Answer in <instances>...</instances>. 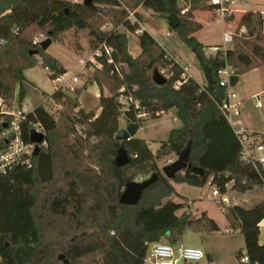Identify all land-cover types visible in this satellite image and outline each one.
<instances>
[{"label": "trees", "instance_id": "obj_1", "mask_svg": "<svg viewBox=\"0 0 264 264\" xmlns=\"http://www.w3.org/2000/svg\"><path fill=\"white\" fill-rule=\"evenodd\" d=\"M207 1L183 0L182 6L179 0H94L86 6L81 0H0V99L8 105L15 100L16 89L17 101H22L27 69L41 65L51 80L67 72L60 60L39 47L42 40L59 42L60 35L70 29H87L92 50L103 43L113 48L110 57L96 58L100 68L87 76L86 82H95L100 90L94 108L81 107L80 91L57 87L51 94L43 92L61 107L57 117L40 103L22 120L25 142H30L35 128L43 132L44 139L38 152L30 156V167L19 164L0 173V264H66V255L59 258L62 246L92 236L105 245L100 264H146L151 243L162 239L177 243L188 227L198 232L219 230L206 212L197 217L185 211L178 215L188 201L183 196L179 202L171 199L177 194L173 183L224 191L233 181L231 189L239 193L263 187L264 167L258 166L257 171L240 159L236 135L219 110L225 88L219 84L218 70L227 63L240 77L264 65V16L259 10L227 15L225 26L236 21L237 28H246L250 40L234 43L225 53L206 56L208 46L195 36L202 23L195 20L194 12L212 11ZM138 8L165 18L178 16L173 31L193 52L203 84L187 75L175 88L173 83L184 68L146 30L137 34L139 54L129 52L128 34L118 27L135 33L140 26L130 22L128 10ZM182 9H186L183 14ZM135 14L142 22L141 14ZM105 23L112 27L102 30ZM31 50L38 53L31 54ZM164 68L170 76L158 85L152 74ZM120 95L132 97L138 108L130 102L123 110ZM170 109H175L182 126L171 129L154 152L145 139H115L121 115L126 123L140 126ZM188 143V162L204 174L183 169L172 179L166 178L158 162L170 155L178 157ZM119 147L129 156L123 166L114 161ZM152 174L155 181L142 191L136 204L119 202L127 181ZM224 215L230 228L239 230L244 239V248L235 252V264L242 256L251 264H264V242H259L264 200L252 207L226 205Z\"/></svg>", "mask_w": 264, "mask_h": 264}, {"label": "rangeland", "instance_id": "obj_2", "mask_svg": "<svg viewBox=\"0 0 264 264\" xmlns=\"http://www.w3.org/2000/svg\"><path fill=\"white\" fill-rule=\"evenodd\" d=\"M256 0H249L244 2L243 5L245 10H254L255 8H260L258 4H255ZM260 3L262 0H257ZM180 5L183 6V2L180 1ZM264 9V7H261ZM131 11H136V9H129ZM139 13V12H138ZM144 16V26L141 27L151 34L155 40H161L165 37L167 32H170V37L168 38V48L175 55L176 60L181 63L183 67L192 72L200 81L203 83L204 78L200 71L198 62L190 50V48L183 43L178 34L169 28L167 20L165 17L152 15L148 10H141ZM239 15V13L237 14ZM142 16V15H141ZM142 16V18H143ZM264 16V15H263ZM196 20L203 24L202 29L199 30L195 36L204 45H221L222 44V33L223 30H228L233 35V42L229 45L231 47L234 43H240L243 39L249 41V37L246 36L247 30L245 27L237 28L236 21L228 23L226 26L219 19H215L208 10H201L196 14ZM143 21V20H142ZM112 26L110 24H103L102 30H109ZM119 31H124V28L118 27ZM264 31V26H263ZM129 38V50L131 53H135L136 48L139 46L138 37L136 33L127 32ZM60 41H54L48 47V51L53 54L60 62L66 66L69 70L68 74L63 79V82L72 80V78L80 72L81 59H85V69L82 71L86 77L94 70L95 67L89 68L91 62L88 60L92 54V49L89 46V35L87 29L78 30L70 29L60 35ZM43 36L37 37L41 39ZM135 47V48H134ZM81 74V75H82ZM26 77L36 83L43 90L52 92L55 83L51 80L47 74V70L41 65H36L25 71ZM80 75V74H79ZM201 76V77H200ZM30 84L26 83V88ZM261 86L264 88V65L255 68L242 76L239 77L238 82L234 86V91L237 93L238 98L248 97L252 102H256L254 97H250L251 94L255 93ZM29 89V88H28ZM94 85L88 84V86L82 90L80 95V101L85 107L94 108L97 105V101L94 98ZM30 90V89H29ZM27 90L25 107L26 111H31L33 105H36L40 92ZM17 91V89H16ZM74 91H77L74 89ZM72 91V92H74ZM71 92V93H72ZM260 101L262 103L261 108L254 109V122L260 131H264V94H262ZM45 107L57 117L61 111V107L52 100L44 102ZM182 126L181 121L176 117L175 109H170L160 117L155 119H148L141 123L137 132L135 133V138L146 139L149 143L151 150L154 152L160 145V142L166 140L169 131L174 128H179ZM124 125L120 126V129ZM243 128L244 125H243ZM246 129V128H245ZM264 136V133H256ZM177 157L167 156L162 158L158 165L162 168L167 165ZM149 177V176H148ZM147 177V178H148ZM144 178L137 177L135 181H142ZM213 187L205 185L203 187H194L184 184L181 193L183 197L190 200L191 203H186V209L178 213L180 215L183 211L191 214L192 217L199 216L202 212H206L207 215L214 219L217 223L219 230L210 232H198L192 228H186L182 239V242L187 247L200 248L204 252L203 259L198 264H235L236 257L235 252L244 248V239L239 230H233L230 228L225 215V206L217 204L210 196L206 195L211 191ZM171 199L175 201H181L182 196L176 191ZM264 197L263 187H255L245 193H239L237 191H232L230 193V203L238 204L244 207H252L257 204ZM160 242H168L166 239H162ZM259 242H264V220L260 224V235ZM105 245L99 240L98 237L92 236L87 238H79L72 242L71 244H66L62 246L63 252L61 254L66 255L70 260L86 263V264H100L102 258V252Z\"/></svg>", "mask_w": 264, "mask_h": 264}, {"label": "built area", "instance_id": "obj_3", "mask_svg": "<svg viewBox=\"0 0 264 264\" xmlns=\"http://www.w3.org/2000/svg\"><path fill=\"white\" fill-rule=\"evenodd\" d=\"M77 2L79 0H71ZM208 4L212 6L215 19H219L223 26L227 15L236 11V0H208ZM186 9L181 10V14ZM128 19L131 23H137L140 28L136 30V34L140 33L143 29L142 23L136 17L135 11L128 10ZM170 36V32L165 34V37L161 40H156L158 47L163 50L170 59L175 60V56L169 50L166 45L167 38ZM233 42V35L228 30H223L222 44L208 46L204 49L206 56H214L218 52L225 53L229 45ZM34 44H38L34 41ZM113 48L106 44H101L95 50H92V54L89 57L91 62L90 68H100V64L96 58L102 55L108 57L111 56ZM39 63L41 58L38 57ZM183 67V66H182ZM180 79L173 83L175 88H178L187 78L186 68ZM85 69V63L81 68V73ZM119 70V69H117ZM165 78L170 76L167 68L158 70ZM84 72V71H83ZM219 84L225 88V98L219 104V110L224 116L228 124L233 129L238 143L240 145V159L246 164L252 165L257 171L258 166H264V136L252 132H248L242 126H240V117L242 113L241 100L238 98L237 93L234 91V86L230 83V78L235 74V69L225 64L220 70H218ZM76 76L73 80H76ZM63 88H67L63 86ZM70 89V88H69ZM73 91V89H70ZM119 101L123 105V110L128 106V103H134L135 108H138V103L133 100L132 97L120 95ZM28 111L25 109V104H17L14 100L11 105L4 103L0 99V173H5L15 165H25L30 167V156L34 153V144L31 142H25L22 138L20 124L25 118ZM139 116L146 117V113H140ZM8 119V120H7ZM119 130L120 126L126 125V122L121 115L118 118ZM35 130L40 131L38 128ZM233 181L225 185V190L222 191L218 187H213L208 192L210 196L217 204L229 205L230 193ZM264 189V185H263ZM233 191V190H232ZM191 203L190 200L188 204ZM204 252L200 248L187 247L182 242L169 243V242H155L148 245L147 255L145 258L146 264H198L204 257ZM239 264H251L247 256H242L239 259Z\"/></svg>", "mask_w": 264, "mask_h": 264}, {"label": "water", "instance_id": "obj_4", "mask_svg": "<svg viewBox=\"0 0 264 264\" xmlns=\"http://www.w3.org/2000/svg\"><path fill=\"white\" fill-rule=\"evenodd\" d=\"M82 3L86 6H92L94 0H81ZM166 20L168 22L169 27L174 30L178 24V16L175 14L168 15L166 17ZM52 43L51 38H46L45 40H42L39 44V47L42 50H47V48ZM31 54H37V50H31ZM153 80L156 84H164L166 82V78L158 71L154 70L152 74ZM239 77L236 75L231 76L230 83L232 86H235L238 82ZM139 128L138 123H126L125 127L118 130V132L115 135V139L117 141H123L128 140L132 137H134L135 133L137 132ZM44 139L43 132L37 131L35 129L31 130L30 132V142L33 143L34 146V154H36L39 150V143L42 142ZM190 151V144L188 143L184 149L180 152L177 159L173 162L164 165L161 168L162 173L165 175L166 178L172 179L175 174L179 171H182L183 169H190L191 173L203 175L204 172L200 167L192 166L188 162V156ZM114 161L117 166H123L129 162V156L126 152V150L123 147H119L116 156L114 158ZM156 179L155 174H152L148 178L142 180V181H127L124 185L123 191L120 194L119 202L122 204H128V205H134L136 204L139 199L141 198L142 191L148 187L150 184H152ZM184 221L183 219L181 220ZM60 259L64 258V254L59 255ZM64 262L68 264V259H64Z\"/></svg>", "mask_w": 264, "mask_h": 264}, {"label": "crops", "instance_id": "obj_5", "mask_svg": "<svg viewBox=\"0 0 264 264\" xmlns=\"http://www.w3.org/2000/svg\"><path fill=\"white\" fill-rule=\"evenodd\" d=\"M180 1L181 2H183V0H179V3H180ZM249 0H236V5H235V8H236V11L234 12L235 13V15L236 16H239L242 12H244V11H246L245 9H244V6L245 5H243V3L244 2H248ZM259 2H260V0H259ZM254 3L255 4H258L259 6H260V8H255L254 10H259V11H261V13L264 15V9L263 8H261V7H264V0H262L260 3H258V1L256 0V1H254ZM141 8H138V9H136V11L135 12H139L142 16H143V14L141 13ZM151 12V11H150ZM198 12H201V10H197V11H195L194 12V17H195V20H196V14L198 13ZM208 13L209 14H211L213 17H214V13H213V11H211V10H208ZM239 13V15H237ZM151 14H152V12H151ZM153 15V14H152ZM144 16H143V21L141 22L142 23V25L144 26ZM199 22V21H198ZM168 23V22H167ZM169 26V25H168ZM202 26H203V24H202ZM224 27V26H223ZM170 28V27H169ZM225 28V27H224ZM171 29V28H170ZM225 30V29H224ZM120 32H128V31H126L125 29H124V31H120ZM170 37V36H169ZM168 37V38H169ZM168 38H167V42H168ZM52 42H54V41H52ZM166 42V45H167V47H169L168 46V43ZM201 42V41H200ZM202 43V42H201ZM52 44V43H51ZM203 44V43H202ZM205 46H207V45H205ZM129 48V47H128ZM135 48V47H134ZM48 53H50L49 51H48V48H47V50H46ZM171 51V50H170ZM129 52L131 53V51L129 50ZM139 52H140V47L138 46L137 48H136V51H135V53H131L133 56H137L138 54H139ZM173 53V52H172ZM51 54V53H50ZM52 56H54L53 54H51ZM174 55V54H173ZM175 56V55H174ZM55 57V56H54ZM176 58V57H175ZM84 62H85V59L83 58V59H81V66H80V69L82 68V66H83V64H84ZM178 63L181 65V63L178 61ZM64 66V65H63ZM182 66V65H181ZM261 66V65H260ZM65 68H66V70H67V72L64 74V75H62L60 78H58V79H55L54 80V82L55 83H57V84H55V86H54V89H53V91L55 90V88H57V87H63V86H66L67 88H70V89H76L77 91H80V93H79V96H78V99H79V102H80V105H81V107L82 108H84L85 110H90V108L89 107H85L84 105H83V103L80 101V95H81V93H82V90L83 89H85L87 86H88V84H93L94 85V89H93V91H94V98L96 99V101L98 102V98H99V94H100V90H99V87H98V85L95 83V82H86L87 81V77L84 75V74H82L81 73V70H80V72H78L77 73V75H75L76 76V80H73V78H72V80H69V81H67V82H63V79L65 78V76L68 74V72H69V70H68V68L66 67V66H64ZM258 68H259V66H258ZM186 72H187V74H189L191 77H193L199 84H203L201 81H200V78L198 79V77H196L192 72H190L189 70H187L186 69ZM47 74H48V71H47ZM80 74V75H79ZM82 74V75H81ZM24 75H25V72H24ZM25 77H26V75H25ZM201 77V76H200ZM26 79H27V81H28V84H30V86L26 89V92H25V95L23 96V99H22V101H17V92L18 91H16L15 92V94H16V97H15V101H16V103L17 104H21V103H24L25 104V107L27 106V102H26V95H27V90H29L30 91V93H33L32 91H39L40 92V94H39V97L38 98H40V99H38V103L37 104H40V103H46L49 99L48 98H46L44 95H43V92H45V93H47V94H51L52 92H48V91H46V90H43L41 87H39L36 83H34V82H32V81H30L27 77H26ZM106 93V92H105ZM262 94H264V88L261 86V89H259L258 91H256L255 93H253V94H251L250 95V97H254L255 99H256V102H252L251 101V99L250 98H248V97H242V98H239L240 100H241V104H242V113H241V117H240V126H242L243 127V125H244V127L246 128H244L245 130H247L248 132H252V133H264V131H260L259 129H258V127L255 125V122H254V120H253V118H254V115L252 114V113H254V109H256V108H261L262 107V103H261V101H260V98H261V96H262ZM36 104V105H37ZM36 105H33V108L36 106ZM92 109V108H91ZM33 110V109H32ZM99 111H100V109H98L97 110V112H96V114H98L99 113ZM140 127V126H139ZM146 140V139H145ZM264 167V166H263ZM173 185H174V188H175V190L179 193V194H181L182 196H184L182 193H181V191H182V187H183V185L184 184H177V183H173ZM255 187H257V188H259L258 186H255ZM254 187V188H255ZM253 188V189H254ZM263 191H264V189H263ZM174 199V198H173ZM264 200V197L260 200V201H263ZM175 201V200H174ZM259 201V202H260ZM176 202H179V201H176ZM238 205H239V203H238ZM242 206V205H241ZM244 207V206H243ZM261 243V242H260Z\"/></svg>", "mask_w": 264, "mask_h": 264}]
</instances>
